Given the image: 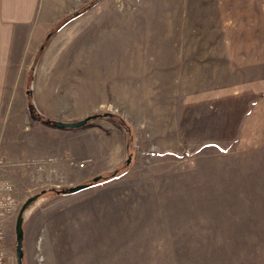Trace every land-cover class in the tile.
<instances>
[{
    "label": "rangeland",
    "instance_id": "1",
    "mask_svg": "<svg viewBox=\"0 0 264 264\" xmlns=\"http://www.w3.org/2000/svg\"><path fill=\"white\" fill-rule=\"evenodd\" d=\"M37 37L3 81L7 264L33 196L23 264H264V0H83Z\"/></svg>",
    "mask_w": 264,
    "mask_h": 264
},
{
    "label": "crops",
    "instance_id": "2",
    "mask_svg": "<svg viewBox=\"0 0 264 264\" xmlns=\"http://www.w3.org/2000/svg\"><path fill=\"white\" fill-rule=\"evenodd\" d=\"M82 3L83 0H0V113L3 81L8 75L9 60L14 58L15 46H23L24 55L27 44L38 43L35 37L56 27L69 14L81 11Z\"/></svg>",
    "mask_w": 264,
    "mask_h": 264
},
{
    "label": "water",
    "instance_id": "3",
    "mask_svg": "<svg viewBox=\"0 0 264 264\" xmlns=\"http://www.w3.org/2000/svg\"><path fill=\"white\" fill-rule=\"evenodd\" d=\"M98 115H91L83 118L82 120L76 121V122H61V121H56V120H47L48 124H51L57 128H62V129H73V128H79L84 126L88 121L97 118ZM98 178H94L93 181H97ZM88 184H82V185H77L74 187H70L66 190H61L58 193L62 194H73L76 192H79L81 190H84L88 188ZM35 199V197H31L28 201H26L22 207L19 210V213L16 218L15 222V241H16V246H15V254H16V261L17 264H23L22 259H23V250H22V243H23V230H22V215L24 212V209L26 206L32 202Z\"/></svg>",
    "mask_w": 264,
    "mask_h": 264
},
{
    "label": "built area",
    "instance_id": "4",
    "mask_svg": "<svg viewBox=\"0 0 264 264\" xmlns=\"http://www.w3.org/2000/svg\"><path fill=\"white\" fill-rule=\"evenodd\" d=\"M16 206L13 186L0 179V264H7L4 253L3 219L10 215Z\"/></svg>",
    "mask_w": 264,
    "mask_h": 264
}]
</instances>
